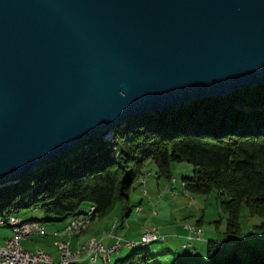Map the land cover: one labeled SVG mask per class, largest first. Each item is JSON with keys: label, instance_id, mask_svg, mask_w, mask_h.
<instances>
[{"label": "water", "instance_id": "water-1", "mask_svg": "<svg viewBox=\"0 0 264 264\" xmlns=\"http://www.w3.org/2000/svg\"><path fill=\"white\" fill-rule=\"evenodd\" d=\"M262 82L264 0H0V180Z\"/></svg>", "mask_w": 264, "mask_h": 264}, {"label": "trees", "instance_id": "trees-1", "mask_svg": "<svg viewBox=\"0 0 264 264\" xmlns=\"http://www.w3.org/2000/svg\"><path fill=\"white\" fill-rule=\"evenodd\" d=\"M149 161L156 164L159 177L168 179L173 177V162L192 164L193 173L182 177L184 188L204 195L217 189L227 214V235L241 232L244 205L251 216H260L259 227L264 230V82L134 115L19 177L1 179L0 220L8 223L22 208L41 209L46 220L74 219L85 213L84 204H90L96 206L91 222L109 215L119 204L124 222L132 210L133 185ZM232 243L241 246L239 241ZM241 243L250 247L249 259L236 250L221 254L226 250L224 242L208 241L207 264H264L263 252L248 240ZM152 258L145 247L104 263L149 264ZM178 264H184L183 259Z\"/></svg>", "mask_w": 264, "mask_h": 264}, {"label": "rangeland", "instance_id": "rangeland-1", "mask_svg": "<svg viewBox=\"0 0 264 264\" xmlns=\"http://www.w3.org/2000/svg\"><path fill=\"white\" fill-rule=\"evenodd\" d=\"M146 167V170H150L151 167L152 170L147 171L150 175L145 171L133 185L130 201L132 210L130 215L124 219V222L122 221V210L120 205L117 204L109 215L100 218V221L96 220V222L98 221L96 224L99 223L100 226L103 225V228L108 231L112 228V224L114 227V223L117 222L118 226L115 229V233L124 236L125 240L137 241H140L145 228L156 226L159 227L160 233L165 235L164 239H158L148 244L139 242L129 247L123 242L124 245L114 253L110 263L118 256H125L133 250L148 247L153 255L149 264H178L181 259H183L184 264H207V246L210 240L224 242L226 250L220 251L219 253L221 254L231 253L236 250L239 251L244 259H249L252 251L249 246L241 243L243 240H248L251 246L257 247L264 253V230L259 227L261 222L259 215L251 216L248 207L244 205L240 217L241 232L229 236L226 234L227 214L222 209V203L217 189L204 195L191 193L184 188L182 177L183 175H190L193 173L194 167L192 164L186 161L173 162V177L171 179L165 176L159 177L157 174V166L153 161L150 165L147 164ZM149 176L155 180L160 178L162 182H165L164 185H167L164 189H155V192L157 190L156 194H158V196L157 198L155 197L153 201L149 200L144 192V189L148 190L150 188L148 183ZM143 179H145V184ZM173 179H176L177 182H174ZM82 207L85 213L80 215L81 217H87L86 214L90 210V204H84ZM155 210H157L159 214H153ZM17 214L19 215L17 217H19V219L22 218V221L35 220L29 218H39L47 224L46 234H34L30 238L23 240V246L27 250L34 252L42 247H54L53 240L49 238V228L54 222L46 220L45 213L41 209L22 208L19 209ZM69 219L70 218H66L61 221V223ZM92 222L93 220L88 223V226ZM198 222L200 225L199 227L204 231L200 239H198L195 233H192L187 227V225H197ZM6 224L2 219L0 220V243L2 244L4 243L2 235L7 231V229L4 231L3 225ZM9 230H11V228ZM6 233L8 234V231ZM190 233L193 235L192 239L188 236ZM96 239L99 238L96 237ZM229 240H231V242ZM235 241H239L241 246H234L232 242ZM190 242L193 246L188 245ZM194 250L196 251L194 252ZM85 255L86 253H84V256ZM102 259L103 258L98 260V262L89 260L83 264H105L104 262L106 261H102ZM38 264L45 263L40 262Z\"/></svg>", "mask_w": 264, "mask_h": 264}, {"label": "built area", "instance_id": "built-area-1", "mask_svg": "<svg viewBox=\"0 0 264 264\" xmlns=\"http://www.w3.org/2000/svg\"><path fill=\"white\" fill-rule=\"evenodd\" d=\"M149 174V173H148ZM145 184V179H144ZM146 193V189H144ZM92 206V214L89 217H79L77 219H71L61 230L56 231L55 235L61 237L57 241V245L60 251V259L58 261H54L52 256L45 252L42 249L37 251H29L27 250L22 241L24 239L30 238L34 234H43L45 233V224H32L26 227H22L21 229H11L12 236L6 238L4 243H0V264H38L43 262L45 264H72L75 261H78L81 258L80 256V248L71 249L69 236H71L74 232H79V225L84 223V221L89 220L93 216V212L96 209L95 205ZM153 213H158L155 210ZM17 215H12L10 218H13ZM115 226L112 229L111 235L114 237V241L112 243L106 244L104 243L102 250H95V244H92L89 249V259L93 262H96L99 258H107L110 260L114 253L118 251L123 244L131 245L133 243H147L150 239H164V235H162L159 229L155 226L146 229L141 235L140 241L137 240H125L124 236H121L115 233ZM192 233H196L197 238L200 239L204 231L196 226L187 225ZM64 236H67L65 238ZM193 235H190L192 239ZM224 248L223 245H221Z\"/></svg>", "mask_w": 264, "mask_h": 264}, {"label": "crops", "instance_id": "crops-1", "mask_svg": "<svg viewBox=\"0 0 264 264\" xmlns=\"http://www.w3.org/2000/svg\"><path fill=\"white\" fill-rule=\"evenodd\" d=\"M150 163L151 162L149 161L147 164L150 165ZM146 168L147 167L145 166V171L146 172L152 170V167L150 168V170L149 169L146 170ZM148 173L149 172H147V174ZM152 173H153V171H152ZM173 181L174 182H177L176 179H173ZM148 183H149V187L150 188L148 190L146 189V195L148 196V199L149 200H152V201H153V199L155 197L157 198V196H158V194H156L157 190L155 192V189L161 190V189L166 188V186H167V185H164L165 182H162V180H160V178L158 180H155V179L151 178L150 176L148 178ZM140 191H141V189H140ZM153 214H155V213H153ZM156 214H159V212L156 213ZM69 218L71 219L72 217H69ZM69 220L64 221L62 223H61V221H63L62 219H60V220L59 219L58 220H53L52 222H54V223L49 228V233H50V237L49 238L51 240H53L54 247L53 248H49V247L39 248V249L44 250L48 254H50L52 256V258H53L54 261H58L60 259V251H59V248H58V245H57V241L61 238V237L56 236L55 235V232L58 231V230H60V229H62ZM96 220L100 221V218L94 219L93 222L89 224L88 228L86 230H84L83 232L75 233V234L69 236L68 239L70 241V247H71V249L75 250V249H78V248H83V247H85L88 244V242H90V239H91V241H94V239L96 240V237L99 238V239H101L102 242L103 243H106V244H109L112 241H114V237L111 235L112 228H113V224L111 226L112 228L107 231V229H104L103 228V225L100 226L99 223H98L99 225L96 224L98 222V221L96 222ZM116 220H117V218H116ZM197 225L200 226L199 224H197ZM117 226H118V224H117ZM117 226H116V228H117ZM3 227H4L3 228L4 231H5V229H7V231H8V234L6 233L7 231H5V232L3 231L4 234L2 235V237H3L2 240L5 241L6 238L11 237L12 233H11V230H9L10 229L9 226L3 225ZM148 228H151V227H147L145 229H148ZM145 229H144V231H145ZM46 230H47V224H45V233L44 234H46ZM39 235H41V234H39ZM190 235H191V233H190ZM190 235H188V236H190ZM92 238H94V239H92ZM188 245L193 246V244L191 242ZM87 261H89L88 257L86 255L85 256L83 255L82 259H80L79 261H76V263L81 264V263H85Z\"/></svg>", "mask_w": 264, "mask_h": 264}, {"label": "bare ground", "instance_id": "bare-ground-1", "mask_svg": "<svg viewBox=\"0 0 264 264\" xmlns=\"http://www.w3.org/2000/svg\"><path fill=\"white\" fill-rule=\"evenodd\" d=\"M143 182H144V179H143ZM91 214H92V206H91V208L89 210L88 215L87 214L86 215H87V217H89ZM74 219H77V218H74ZM89 220H86V221H84V223L79 225V231H83L84 229H86V227L88 226ZM32 224H44V223L41 222V221H38V220H27V221L25 220V221H22L17 216H14L13 218H11L9 220V222L7 223V225L10 226L11 229H21L22 227H26V226L32 225ZM153 240H155V239H150V240L147 241V243L151 242ZM92 244H95V250H102L103 246H104V243L102 241H100V240H95V241L88 242V244L85 247L80 249L81 258L83 257L84 253H86V256L89 258V249L88 248H91ZM135 244L136 243H133L131 245H135ZM131 245H128V246H131ZM103 259L105 261H108L107 258H103Z\"/></svg>", "mask_w": 264, "mask_h": 264}]
</instances>
